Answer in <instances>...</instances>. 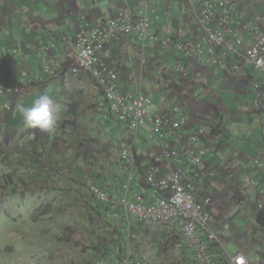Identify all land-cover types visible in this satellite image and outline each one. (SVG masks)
Masks as SVG:
<instances>
[{
	"label": "crops",
	"instance_id": "1",
	"mask_svg": "<svg viewBox=\"0 0 264 264\" xmlns=\"http://www.w3.org/2000/svg\"><path fill=\"white\" fill-rule=\"evenodd\" d=\"M238 3L244 20L264 32V0ZM188 8L186 0H0V168L9 166L16 178L5 189L0 185L1 191L7 196L25 192L36 207L54 200L52 209L63 204L73 209L79 224L74 231L83 240L78 256L83 264L99 259L112 264L130 259L202 264L176 220L168 225L143 223L120 206L88 194L91 179L117 197L125 194L130 181L133 201L138 195L157 200L146 170L164 145L144 126L136 140L137 162L122 156L136 134L114 115L96 81L75 66L63 41L76 38L88 24L130 9L148 11L152 31L160 37L190 40L201 33L191 25ZM105 55L119 70L125 92L137 96L144 91L154 100L152 115L178 119L177 106L191 115L189 127L164 137L166 146L184 149L206 127L212 150L201 176L186 168L185 179L187 186H196L200 200L213 197L211 225L221 240L211 243L216 264H234L230 256L239 252L250 264H264V81L248 67L235 73L228 65L205 63H191V82L183 81L180 65L190 64L183 53L150 43L144 49L136 37L112 41ZM42 93L55 103L57 123L51 132L27 127L19 113L21 104L31 106ZM256 159L263 165L257 166ZM1 184L6 185L4 179Z\"/></svg>",
	"mask_w": 264,
	"mask_h": 264
},
{
	"label": "built area",
	"instance_id": "2",
	"mask_svg": "<svg viewBox=\"0 0 264 264\" xmlns=\"http://www.w3.org/2000/svg\"><path fill=\"white\" fill-rule=\"evenodd\" d=\"M192 13V26L200 29L201 36L190 40L165 39L153 33V24L148 11L122 10L107 21L82 27L76 38L66 36L64 42L69 46V58L74 61L83 74L94 79L119 121L128 124L134 133L143 125H151L152 135L163 144V138L182 131L192 123V117L180 107L178 120L171 115L151 116L153 100L144 92L131 96L120 86V72L107 61L105 52L108 45L123 38L136 37L145 49L149 43L164 51L183 53L189 65L181 66L182 80L191 82L190 71L193 64L205 63L208 66L228 65L232 72H243L246 67L264 81V32L252 28L241 15L238 0H186ZM49 67L47 72L51 73ZM212 141L205 128L193 135V143L177 149L164 147V151L146 172V181L158 195L152 201L138 195L135 201L123 198L121 202L127 215H134L143 223L168 225L176 220L182 229L185 243L194 248L198 261L202 264H216L211 253V243L221 240L211 225L208 208L213 203L212 196L200 200L195 186H186V168L201 176V167L211 150ZM123 152L124 158H135L134 146ZM181 164L179 166V162ZM257 166H262L260 159ZM92 193L102 201L111 197L96 184H90ZM129 187V186H127ZM203 234L209 240L205 242ZM264 243V228L260 232ZM234 264H250L243 253L230 256ZM96 264H112L99 259ZM125 264H142L128 260Z\"/></svg>",
	"mask_w": 264,
	"mask_h": 264
},
{
	"label": "rangeland",
	"instance_id": "3",
	"mask_svg": "<svg viewBox=\"0 0 264 264\" xmlns=\"http://www.w3.org/2000/svg\"><path fill=\"white\" fill-rule=\"evenodd\" d=\"M6 194L0 192V264H83L78 259L83 240L71 233L68 225L74 224L66 223L77 220L73 209L63 204L48 214L47 208L56 204L54 200L36 207L32 198L23 199L25 192ZM42 227L48 229L46 236Z\"/></svg>",
	"mask_w": 264,
	"mask_h": 264
},
{
	"label": "clouds",
	"instance_id": "4",
	"mask_svg": "<svg viewBox=\"0 0 264 264\" xmlns=\"http://www.w3.org/2000/svg\"><path fill=\"white\" fill-rule=\"evenodd\" d=\"M52 68V67H51ZM48 69V68H47ZM48 73V72H47ZM49 74H50V72H49ZM142 92H144V91H142ZM145 93V92H144ZM146 94V93H145ZM147 95V94H146ZM148 96V95H147ZM150 97V96H149ZM151 98V97H150ZM152 99V98H151ZM153 100V99H152ZM154 106H155V104H154V100H153V106H152V108H151V112H152V109L154 108ZM178 107H180V110H183V107L182 106H177L176 108H178ZM176 108H175V112H176ZM151 112H150V114H151ZM181 112H183V111H181ZM19 113L21 114V116H22V119H23V121H24V123H25V125L27 126V127H29V128H38L40 131H43V132H51V131H53L54 130V128H55V126H56V123H57V119H56V116H55V103H54V99H53V97L51 96V95H49L48 93H42V94H40L38 97H36L35 99H34V101L32 102V104H31V106H25L24 104H21L20 106H19ZM177 113V112H176ZM168 115H171L174 119H176V120H178L177 118H175L172 114H168ZM151 116H164V115H152L151 114ZM192 124V123H191ZM191 124H189L187 127H189ZM144 126H148L149 128H150V131H151V125L150 124H148V125H143V126H141L140 127V129H139V131H138V133H135L136 134V136H135V139H134V141L133 142H131V144L129 145V146H131V145H133L134 146V153H135V158H134V160H132V161H130L131 163H133V164H135L136 162H137V159H138V152H137V147H136V140L138 139V137H139V134H140V130H141V128L142 127H144ZM130 127V126H129ZM186 127V128H187ZM201 128H205L206 129V127H201ZM201 128H199L197 131H199ZM131 129V128H130ZM185 129V128H184ZM184 129H182V130H184ZM197 131L195 132V133H197ZM207 132V131H206ZM194 133V134H195ZM193 134V135H194ZM151 136L152 137H154L153 135H152V132H151ZM210 137V136H209ZM156 138V137H155ZM158 139V138H157ZM211 139V138H210ZM159 140V139H158ZM160 141V140H159ZM212 141V140H211ZM161 142V141H160ZM162 143V142H161ZM162 145H164V147H168V146H166L165 144H164V138H163V144ZM127 149H129L128 147L125 149V150H127ZM125 150H123L122 151V156H123V152L125 151ZM211 150H212V144H211ZM210 150V151H211ZM210 153V152H209ZM161 154H159V155H157L155 158H154V160L148 165V167H147V170H146V172L149 170V168L151 167V165H152V163L157 159V157L158 156H160ZM207 156H209V154L207 155ZM124 157V156H123ZM125 159H127V158H125ZM257 160V159H256ZM129 161V160H128ZM91 183H93V184H96L99 188H101L97 183H96V181L95 180H93V179H91V180H89L88 182H87V190H88V194H90L92 197H95V198H98L100 201H102L99 197H98V195L95 193H92L91 192V190H90V184ZM185 184H186V181H185ZM127 186H129V187H127ZM187 186V185H186ZM196 187V186H195ZM102 189V188H101ZM152 189V188H151ZM103 190V189H102ZM124 190H125V194L123 195V196H113V195H111L109 192H106V191H104V192H106V193H108L109 195H110V197H111V200L110 201H102L103 203H114V204H116V205H118V206H120L122 209H124V207H123V203L121 202V200L123 199V198H128V200H131V201H133L132 200V198H131V182L129 181V182H127L125 185H124ZM154 191V190H153ZM155 193V192H154ZM197 193V192H196ZM156 194V193H155ZM26 196V195H25ZM25 196H24V198L23 199H25ZM156 196L158 197V195L156 194ZM159 199V198H158ZM157 199V200H158ZM152 200V199H151ZM153 201V200H152ZM212 206V205H211ZM210 206V207H211ZM48 209V214H52V207H49V208H47ZM124 211H125V209H124ZM208 211H209V208H208ZM126 212V211H125ZM38 213V212H37ZM127 214V213H126ZM76 216H77V219H78V215L76 214ZM44 223H46V224H48L47 222H44ZM66 223H73L75 226L74 227H70V225H68L69 227H70V229H71V233L72 234H76V231H74V228L75 227H78L79 226V224L77 223L76 224V221H68V222H66ZM42 224V226H44L43 225V223H41ZM84 224V223H83Z\"/></svg>",
	"mask_w": 264,
	"mask_h": 264
},
{
	"label": "flooded vegetation",
	"instance_id": "5",
	"mask_svg": "<svg viewBox=\"0 0 264 264\" xmlns=\"http://www.w3.org/2000/svg\"><path fill=\"white\" fill-rule=\"evenodd\" d=\"M8 171L10 172V174L12 175V177L9 175V172ZM2 176H3V178H2ZM3 179H4V183L7 185V187H9V184L11 182H13L14 180H16V178H15L13 172H12V169L9 166H3L2 168H0V184H1V181Z\"/></svg>",
	"mask_w": 264,
	"mask_h": 264
},
{
	"label": "trees",
	"instance_id": "6",
	"mask_svg": "<svg viewBox=\"0 0 264 264\" xmlns=\"http://www.w3.org/2000/svg\"><path fill=\"white\" fill-rule=\"evenodd\" d=\"M260 219V218H259ZM43 228V230H42V234L44 235V236H46L47 235V232H48V229H46L45 227H42Z\"/></svg>",
	"mask_w": 264,
	"mask_h": 264
}]
</instances>
